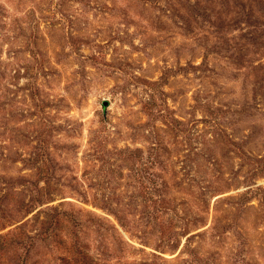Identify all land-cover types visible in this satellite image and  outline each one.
Returning <instances> with one entry per match:
<instances>
[{
  "label": "rangeland",
  "instance_id": "rangeland-1",
  "mask_svg": "<svg viewBox=\"0 0 264 264\" xmlns=\"http://www.w3.org/2000/svg\"><path fill=\"white\" fill-rule=\"evenodd\" d=\"M0 264H264V0H0Z\"/></svg>",
  "mask_w": 264,
  "mask_h": 264
}]
</instances>
